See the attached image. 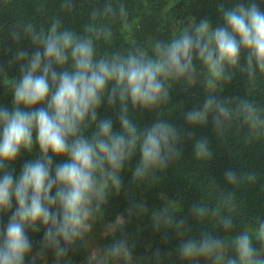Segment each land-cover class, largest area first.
I'll return each mask as SVG.
<instances>
[{
    "label": "clouds",
    "instance_id": "clouds-1",
    "mask_svg": "<svg viewBox=\"0 0 264 264\" xmlns=\"http://www.w3.org/2000/svg\"><path fill=\"white\" fill-rule=\"evenodd\" d=\"M264 0H234L218 5L219 20L193 21L169 40H156L151 54L128 48L98 52L107 43L111 27L86 28L82 33L54 18L45 29L31 24L24 29L36 45L34 51L20 49L14 58L19 75L12 80V107L0 106V264H32L51 250L55 264H67L70 250L86 246L94 225L103 218L113 194L123 187L121 173L133 161L134 182L141 185L157 179L181 157L184 137L193 141L197 161L213 158L205 137L177 129L161 111L171 100L172 82L194 84L206 73L210 83L231 80L232 70L244 66L249 79L264 74ZM103 11L127 16L123 4L108 3ZM95 10L93 15H95ZM19 33L13 40H19ZM0 75H7L0 67ZM107 105L117 112L113 119L101 117ZM160 115L142 126L137 111ZM229 109L212 91L203 102L184 113L189 129L208 124L221 128ZM33 154L16 173L21 153ZM224 178L230 185L242 182L237 171L228 169ZM243 179L256 182L249 171ZM225 206H232L231 197ZM143 202L128 209L129 214L147 213ZM213 210L206 202L190 208L193 220L204 225ZM219 216L224 235L204 230L198 237L186 235L183 219L165 202L151 212L155 231L174 229L184 236L176 249L184 264H264V220L252 228L236 231L234 217ZM7 222L4 223V218ZM126 219L115 217L107 224L112 243L103 250L91 248L88 264H137L134 249L123 236ZM29 231H43L41 251L32 253ZM259 245V246H257ZM159 257V252L155 253Z\"/></svg>",
    "mask_w": 264,
    "mask_h": 264
},
{
    "label": "trees",
    "instance_id": "trees-1",
    "mask_svg": "<svg viewBox=\"0 0 264 264\" xmlns=\"http://www.w3.org/2000/svg\"><path fill=\"white\" fill-rule=\"evenodd\" d=\"M234 0H0V67L5 75H0V106L12 107L11 83L19 75V62L15 63L18 50L34 51L36 45L24 29L31 24L37 30L47 28L54 18H59L64 26L82 33L86 28L111 27L112 36L98 45L99 54L116 50L138 48L151 54L156 40H169L193 21L208 19L215 25L219 20L220 3L226 6ZM247 2V0H243ZM108 3L123 4L127 16L124 20L117 14L105 13ZM264 7V5H262ZM95 10L96 14L93 15ZM19 33L20 39L13 40ZM232 79L210 83L207 74L202 73L192 83L179 81L173 83L171 100L161 111L177 129L194 132V138H207L214 155L211 160L197 161L193 155V141L184 137L181 144V157L167 170L158 172L157 179L137 185L131 170L135 161L129 163L121 173L123 187L118 194L109 198L99 222L110 223L115 217L123 215L126 219L123 236L133 246L137 264H184L176 251L184 236L174 229L155 231L151 212L166 202L175 214V219H183L186 235L198 237L204 230L213 231L220 236L224 233L218 228L219 209L223 215L234 217L236 231L252 228L258 220H264V74H257L255 80L249 79L243 65L232 70ZM207 91H212L230 112L221 128L216 129L211 119L205 126L189 129L184 113L199 106ZM101 117L113 119L118 128L117 112L107 105L99 110ZM137 119L145 126L160 115L159 111H137ZM35 153L22 152L15 161L18 174L26 160ZM232 169L242 177V182L230 185L224 172ZM253 171L256 182L243 179V174ZM231 197L232 206H225V199ZM143 202L147 213L129 214L128 209ZM196 202H206L213 210L204 225L192 219L190 208ZM4 223L7 222L5 217ZM32 253L41 251L43 231H29ZM105 246L112 243L111 235L104 238ZM259 246V245H257ZM159 252L157 258L155 253ZM87 246L77 245L70 250L67 264H88ZM55 264V256L48 250L36 264ZM26 264H32L31 257ZM203 264V262H201Z\"/></svg>",
    "mask_w": 264,
    "mask_h": 264
},
{
    "label": "rangeland",
    "instance_id": "rangeland-1",
    "mask_svg": "<svg viewBox=\"0 0 264 264\" xmlns=\"http://www.w3.org/2000/svg\"><path fill=\"white\" fill-rule=\"evenodd\" d=\"M107 224L108 223L99 222L94 225L91 231L90 237L86 244L88 252L91 248L103 250L106 247L104 238L107 236L106 235ZM86 262H88V256H87ZM44 264H47V263H44Z\"/></svg>",
    "mask_w": 264,
    "mask_h": 264
}]
</instances>
